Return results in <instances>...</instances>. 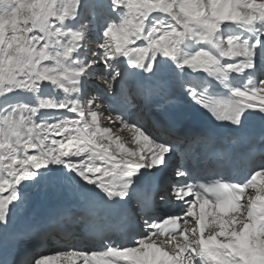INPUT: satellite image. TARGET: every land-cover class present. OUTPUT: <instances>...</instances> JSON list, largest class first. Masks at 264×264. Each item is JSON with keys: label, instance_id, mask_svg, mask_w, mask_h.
Instances as JSON below:
<instances>
[{"label": "snow or ice", "instance_id": "6c2138e0", "mask_svg": "<svg viewBox=\"0 0 264 264\" xmlns=\"http://www.w3.org/2000/svg\"><path fill=\"white\" fill-rule=\"evenodd\" d=\"M130 82L154 84L152 127ZM192 113L206 162L180 155ZM40 188L76 203L17 226ZM29 245L23 264H264V0H0V264Z\"/></svg>", "mask_w": 264, "mask_h": 264}, {"label": "bare ground", "instance_id": "6f19581e", "mask_svg": "<svg viewBox=\"0 0 264 264\" xmlns=\"http://www.w3.org/2000/svg\"><path fill=\"white\" fill-rule=\"evenodd\" d=\"M127 94L132 101V104L135 105L133 109V114L135 117H140L143 121L148 123L149 127H152L151 121L154 115L157 113L154 112L153 107L150 102L146 103V98L150 96V89L154 88L153 85L149 84H138V83H129L126 85ZM95 91V90H94ZM96 93V92H95ZM107 103V101H105ZM179 103V101H177ZM201 115L197 113H192L187 122L195 121L199 119ZM156 129L153 127V131ZM126 135V133H125ZM76 200H74L68 192L65 191H54L51 188L44 189H32L27 193L26 206L22 212H18L14 210V216L10 217V220L20 226L21 224H25L26 226H31L36 223L37 220L40 219L38 213L43 209L45 214L55 213L57 208L60 205H71L75 204ZM88 220L82 221L80 224H87ZM61 227L52 231V235H56L58 239L61 238V230H67L72 227V223L70 221L63 220L60 222ZM74 232L77 230L76 234L78 235L81 229L76 226L72 229ZM45 239H49L48 236H45ZM50 242L48 243V248L51 249ZM41 254H48L47 251L42 252ZM27 259V254L25 255Z\"/></svg>", "mask_w": 264, "mask_h": 264}, {"label": "rangeland", "instance_id": "374dc122", "mask_svg": "<svg viewBox=\"0 0 264 264\" xmlns=\"http://www.w3.org/2000/svg\"><path fill=\"white\" fill-rule=\"evenodd\" d=\"M94 82H98V81H94ZM92 94L95 95V94H97V93H95V91L93 90Z\"/></svg>", "mask_w": 264, "mask_h": 264}]
</instances>
